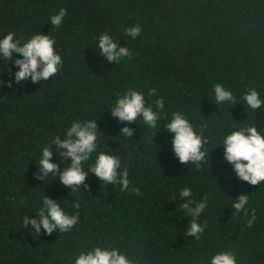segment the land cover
<instances>
[{
    "label": "trees",
    "instance_id": "1",
    "mask_svg": "<svg viewBox=\"0 0 264 264\" xmlns=\"http://www.w3.org/2000/svg\"><path fill=\"white\" fill-rule=\"evenodd\" d=\"M60 8L67 15L57 29L47 21ZM136 24L142 31L133 40L124 30ZM9 32L21 41L49 34L63 64L47 81L9 87L13 61H0L11 69L0 73V264H73L94 246L116 247L134 264H208L222 251L233 253L237 264H264V183L237 179L219 146L226 133L254 123L264 134V111L255 115L240 104L250 88L264 98V0H0V38ZM105 32L132 56L119 64L99 57L95 44ZM215 84L229 88L238 103L217 108ZM129 88L145 93L154 109L157 98L165 100L160 124L183 113L208 141L209 163L181 165L163 126L156 132L140 119L126 124L112 117L108 110ZM90 119L101 132L97 150L119 156L127 169V190L101 185L91 173L82 193L58 176L40 177L41 149L72 121ZM124 126L132 137L121 132ZM54 159L61 169L68 163ZM184 187L196 201H207L199 240L187 236ZM44 195L79 215L71 232L34 235L24 228V217L35 215ZM240 195L256 211L251 228L231 209Z\"/></svg>",
    "mask_w": 264,
    "mask_h": 264
},
{
    "label": "clouds",
    "instance_id": "2",
    "mask_svg": "<svg viewBox=\"0 0 264 264\" xmlns=\"http://www.w3.org/2000/svg\"><path fill=\"white\" fill-rule=\"evenodd\" d=\"M66 15L67 10L60 8L56 14L48 18L47 22L58 29ZM124 31L127 37L134 40L142 29L140 24H136ZM15 36L14 32H9L0 38V61L12 60V67L15 69L12 72V80L8 82L9 87L12 86L13 81L18 84L29 80L33 83L47 81L58 73L63 60L56 50V41L52 36L35 33L23 41ZM118 42V39L107 32L100 34L95 44L96 54L113 64H119L122 60L130 58L132 52L126 45L118 47ZM14 56L17 58L13 60ZM0 69H3L0 73L11 72V69L3 67ZM4 83L0 80V86ZM145 95L141 91L129 88L116 98L108 111L112 117L126 124L137 123L140 119L148 128L156 129V132L163 126L170 135L173 154L181 165L192 163L199 167L202 163L208 164L210 150L204 148L208 141L197 134L185 115L178 111L173 112L166 124H160L165 100L157 98L154 109L146 102ZM148 95L155 96L156 90L150 89ZM240 99L243 101L240 104L247 105L255 115L257 110L264 111V98L256 89H248ZM211 103L218 108L219 105L233 106L238 102L229 88L215 84ZM121 132L129 137L133 136V130L128 126H124ZM98 133L101 132L98 130L97 120L72 121L61 135L55 136L51 143L41 149L36 164L40 177L51 175L55 179L58 176L64 187L81 192V185L88 188L85 181L91 173L101 185H119L121 191L127 190L130 186L127 169L121 167L119 156L97 150ZM219 146H222L223 160L231 166V172L237 179L250 185L264 183V134L257 130L255 123L226 133ZM93 154H95L94 159ZM54 157H60L62 161L67 160L68 163L61 169L60 163H57ZM90 160L92 163L85 166ZM85 168L88 172L84 171ZM227 178L230 179L231 174H227ZM179 198L184 201L180 205L184 212L183 217L190 218L186 225L187 236L199 240L206 229V224L200 222V217L208 206L207 201L193 199V191L190 187L180 189ZM80 206L78 200L72 201L73 208L79 209ZM231 209L245 216L249 228L257 220L256 211L249 207L248 195L232 198ZM34 213V216L26 215L23 219L24 228L34 235H39L41 232L68 233L79 220L78 214L69 215L61 202L45 195L38 211ZM73 264H134V262L124 251L116 247L94 246L88 250H81ZM208 264H237V260L233 253L222 251L212 255Z\"/></svg>",
    "mask_w": 264,
    "mask_h": 264
}]
</instances>
